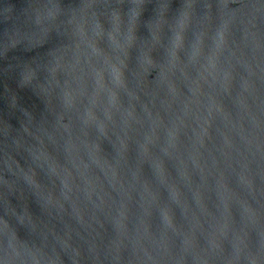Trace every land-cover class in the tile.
Listing matches in <instances>:
<instances>
[{
  "label": "clouds",
  "instance_id": "obj_1",
  "mask_svg": "<svg viewBox=\"0 0 264 264\" xmlns=\"http://www.w3.org/2000/svg\"><path fill=\"white\" fill-rule=\"evenodd\" d=\"M125 3L132 11L122 33ZM150 4L156 11L155 0H21L19 6L0 0V25L6 26L0 36V75L14 72L18 88L30 90L41 106L38 113L20 107L16 94L5 89L8 110L20 117L18 128L0 118V174L5 177L0 200L11 204L14 198L21 207L5 211L10 218L0 231V264H264V0H184L169 29L172 39L163 49L165 59H155L162 43L163 23L158 20L149 26L150 39L140 43L130 82L126 72L137 44V22ZM201 4L202 19L195 11ZM166 11L167 6L160 7L161 16ZM193 25L199 35L184 63L180 53ZM105 34L110 53L100 47ZM206 37L212 42L207 53ZM17 51L25 57L13 56L14 64H3ZM153 70L154 81L149 79ZM219 94L233 101L235 115L217 99ZM217 118L219 143L212 135ZM104 141L115 152L114 161L104 154ZM133 143L139 156L150 157L156 149L174 157L190 189L191 166L201 181L193 200L202 213L206 206L201 188L208 178L218 176V189L235 196L225 172L235 174L258 208L241 201L251 228L235 233L230 252L220 242L227 223L209 237L207 248L199 247L195 233L201 225L195 213L187 233L180 232L168 209L161 211L159 234L154 235L144 219L129 230L134 184L125 188L120 168L122 162L127 164ZM61 152L70 167L60 164ZM49 160L54 165L45 175L51 188L38 179L41 161ZM93 166L124 198L115 215L108 204L110 194L99 177L91 175ZM73 170L81 184L74 183ZM155 170L163 182L159 162ZM131 179L137 181L138 173ZM37 190L45 193L42 202ZM144 193L151 196L146 184ZM170 196L180 205L174 186ZM218 196L229 212L227 199L219 191ZM30 198L39 215L30 210ZM187 211L185 204L182 212ZM97 213L114 235H107ZM144 215H149L147 209ZM21 230L26 238L20 237ZM177 235L182 236L178 251L173 239Z\"/></svg>",
  "mask_w": 264,
  "mask_h": 264
},
{
  "label": "water",
  "instance_id": "obj_2",
  "mask_svg": "<svg viewBox=\"0 0 264 264\" xmlns=\"http://www.w3.org/2000/svg\"><path fill=\"white\" fill-rule=\"evenodd\" d=\"M13 3L20 5L21 0H12ZM157 4L156 11H153V5H148L146 11L144 12L143 17L140 18L138 23V39L136 46L131 50L132 58L129 60L130 68L126 75L128 76L129 81H132L131 75L129 73L135 67V57L138 48L140 47L141 41L149 40V26L154 25L158 20L162 21L163 28L160 33L161 36V45L158 46L156 51L155 59L157 62L165 59L163 49L170 47L172 32L169 30L178 19V14L182 11L181 5L184 3V0H155ZM167 6V11L161 16L160 7ZM113 8L117 11H121L120 8H116L113 5ZM123 12L126 13L124 22L122 25V33H126L127 27V17L131 14L132 6L128 3H125L123 6ZM199 13L200 18L203 17V5H199L195 10ZM195 19V17H194ZM6 26L0 25V36L4 31ZM110 30V26L106 23V31ZM199 35V31L195 25L189 30V32L185 36L184 47L180 53V59L182 62L187 63L188 56L191 52V47L196 43V38ZM212 46L211 38H205V48L204 51L207 53ZM100 47L103 52L110 53L111 49L105 36L100 41ZM13 56H17L20 58H24L25 54L17 51L9 54L8 61L3 62V64L15 63L16 61L12 59ZM103 67V65H100ZM106 78H107V72ZM195 74L194 72L192 73ZM157 73L155 70L151 72L149 77L150 80H155ZM183 89V86H181ZM5 89L10 90L15 93L18 98V104L20 107L28 108L29 110H33L35 112H39L41 106L39 105L36 98L33 96L30 90L28 89H20L17 86V76L14 72L8 73L7 75H0V118L8 120L9 123L13 126V128H18V118L20 117V113L16 111L12 113L8 110L5 102ZM185 94H187V90L183 89ZM210 91V90H206ZM235 93H233L234 95ZM217 99L220 100L225 109L230 111L235 115L236 109L233 105V101L229 99L227 96L222 94L217 95ZM206 103V101H205ZM167 120V118H165ZM219 125V118L216 119L213 125L212 135L217 143H219L218 136L215 132V127ZM161 142L163 141V133H160ZM92 139H95V134L93 133L91 136ZM183 139V137H182ZM185 143L187 141L185 140ZM103 152L108 156L110 161H114L116 156L115 152L109 146L107 141L102 143ZM81 155L84 157L86 162L88 161V157L83 152ZM218 155V154H217ZM58 159L61 165H66V159L61 152L58 154ZM159 162L164 169V180L161 182L155 170V163ZM23 163V162H22ZM54 165V161L49 160L48 163H44L41 161V167L43 171L38 170V179L40 180L42 185H47L49 188L52 187L48 182V177L45 175L46 172L49 171L50 166ZM235 167V165H234ZM224 166L221 164V170H223ZM133 172L138 173L139 179L135 182L132 181L131 176ZM189 173L192 177L193 184L190 189L189 186L181 179L180 176V165L178 161L174 157H165L156 149L152 150V155L150 157H142L137 154L136 145L130 144L129 152L127 154V164L123 165L120 168V175L122 182L125 185V188L128 187L130 183L134 184V191L132 192V200L131 203L128 204L129 208V221L128 227L129 230H134L135 226L138 224L140 219H144L151 229V232L154 235H157L162 230L161 225V211L168 209L174 217V223L178 227L181 233H187L188 230L192 227L193 221V213H195L196 218H198L199 223L201 225L200 228L196 230V240L201 249L207 248V241L209 237L216 232V229L224 223L228 224V231L225 237L220 239L221 245L225 252H230V244L233 242L234 235L237 231H239L242 227L251 228L249 225L248 217L243 211L241 201H247L253 208H258V205L252 200L251 197L248 196L247 192L244 191L239 185L235 174H230L225 172V182L227 184L228 189L231 192H234L236 195L231 196L230 192H225L223 189H218V185L216 181L219 179L216 177H209L207 183L201 188V192L204 198V204L206 206V211L201 212L194 200H193V191L196 186L201 184L198 174L191 169L189 165ZM91 175L99 177L100 183L103 185V189L105 192L109 193L111 196V200L108 201L111 212L115 215V212L118 211L120 203L124 200L121 194H118L117 191H113V189L109 186V181L105 179V175L99 171L95 166L92 167ZM110 175V174H109ZM73 177L75 184H81L80 178L78 174L73 170ZM9 182L14 180L13 176L7 177ZM5 177L0 174V183H3ZM147 185L148 191L151 193V196L144 193V185ZM175 187L177 191L180 193V205L175 204L171 200L170 189L171 187ZM57 191L59 190V183L57 181ZM218 191L227 199L229 205V212H224L223 205L220 202V198L218 196ZM144 196V199L141 197ZM152 196L155 197V200L152 199ZM38 201L42 202L45 199V193L42 190H37ZM95 199V197H94ZM107 199V197H106ZM257 199H260L257 197ZM11 204H8L4 200H0V231L4 229V220L9 219L10 217L5 216V211L7 210L11 213L13 207L19 208L21 204L17 203L14 198H11ZM30 210L39 215L40 210L36 206V204L31 200L28 201ZM261 203L264 204V199H261ZM187 204L188 211L186 213L182 212L183 205ZM90 207V206H89ZM147 209L149 215L145 216L144 211ZM107 210V209H106ZM97 216L100 220L105 222V227L108 229L107 235L111 237L113 234L111 225L105 221L104 216L100 213H97ZM14 223V221H12ZM59 228V226H58ZM21 238H26L25 233L21 230L19 232ZM256 236L253 233V239L255 240ZM175 248L178 251L181 247L182 236L177 235L173 237ZM214 264H218V262H214Z\"/></svg>",
  "mask_w": 264,
  "mask_h": 264
}]
</instances>
